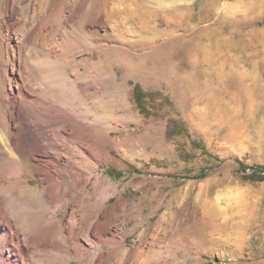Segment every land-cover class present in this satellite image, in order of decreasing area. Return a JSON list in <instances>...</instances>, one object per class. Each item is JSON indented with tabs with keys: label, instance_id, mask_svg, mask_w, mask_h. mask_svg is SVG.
<instances>
[{
	"label": "rangeland",
	"instance_id": "374dc122",
	"mask_svg": "<svg viewBox=\"0 0 264 264\" xmlns=\"http://www.w3.org/2000/svg\"><path fill=\"white\" fill-rule=\"evenodd\" d=\"M44 1L54 10L78 7L73 53L89 59L82 72L106 83V119L114 128L102 146L82 136L93 167L76 171L86 184L72 193L65 185V207H57L64 224L81 225L75 241L87 247V226L92 240L106 231L107 239L122 238L121 246L102 244V264H264V0ZM107 7L138 11L135 20H116L144 38L107 34ZM63 167L70 183L74 176ZM24 176L27 187L15 189L20 206L29 197V217L43 226L41 212L53 207L38 191L48 185L36 172ZM82 191L94 207L80 219L73 210ZM49 255V262L56 257Z\"/></svg>",
	"mask_w": 264,
	"mask_h": 264
},
{
	"label": "bare ground",
	"instance_id": "6f19581e",
	"mask_svg": "<svg viewBox=\"0 0 264 264\" xmlns=\"http://www.w3.org/2000/svg\"><path fill=\"white\" fill-rule=\"evenodd\" d=\"M4 1L7 6L0 7L4 21L0 60L3 80V84L0 83V181L8 182L0 183V264H73L72 259L80 262L85 259L81 264H102L97 262L106 256L102 244L121 246L124 240L114 235L107 239V231L103 239L94 237L92 240L89 237L92 228L87 226L86 234L82 235L86 247L75 241L74 235L81 227L77 219L64 224L57 209L65 207V185H70L72 193L74 188L86 184V179L76 178V171L79 175L82 169L93 167L89 143L106 144L114 129L106 119V83L97 79L90 69L91 72H82L80 65L89 59L79 61L73 53L78 44L72 31L78 7H66L62 11L47 7L44 0H39V7H16L22 0ZM75 2L73 0L74 6ZM107 8L113 11L106 9L105 12L107 34H114L124 42L126 39L121 35L126 33L144 38L141 29L127 27L124 30L120 20H116L120 18L123 23L135 20L138 11H129L127 7ZM87 31L92 32V29ZM63 43L67 48L61 52L57 48ZM85 133L90 136L89 143L82 137ZM27 161L48 185L38 191L40 197L45 198L47 194V202L53 207L47 215L46 207L41 212L39 222L43 226H36V220L29 217L30 198L24 196L26 203L20 206L22 199L15 191L27 187L23 185L27 181L24 175L33 173ZM65 165L72 173L70 176H74L70 183L64 181ZM79 199L73 213L80 217L87 209L90 213L94 203L85 191L80 193ZM32 229L35 234L31 233ZM63 242L66 247L62 246ZM51 251L56 257L49 262ZM136 262L135 259L132 264Z\"/></svg>",
	"mask_w": 264,
	"mask_h": 264
},
{
	"label": "trees",
	"instance_id": "16d2710c",
	"mask_svg": "<svg viewBox=\"0 0 264 264\" xmlns=\"http://www.w3.org/2000/svg\"><path fill=\"white\" fill-rule=\"evenodd\" d=\"M138 88H139V87L136 85L134 90H136V91L138 92ZM137 92L135 93V96H136V98L138 99L137 102L140 103V100H139L140 98L138 97L139 94H137ZM252 175H253V174H252ZM262 179H264V177H262L260 180H262Z\"/></svg>",
	"mask_w": 264,
	"mask_h": 264
}]
</instances>
